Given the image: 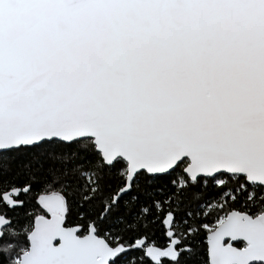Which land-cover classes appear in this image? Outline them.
I'll return each instance as SVG.
<instances>
[{
	"label": "snow or ice",
	"instance_id": "obj_1",
	"mask_svg": "<svg viewBox=\"0 0 264 264\" xmlns=\"http://www.w3.org/2000/svg\"><path fill=\"white\" fill-rule=\"evenodd\" d=\"M0 264H264V0H0Z\"/></svg>",
	"mask_w": 264,
	"mask_h": 264
}]
</instances>
